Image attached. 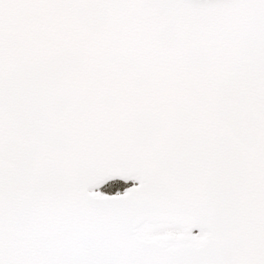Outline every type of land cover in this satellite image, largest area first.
I'll return each mask as SVG.
<instances>
[{
    "label": "snow or ice",
    "instance_id": "1",
    "mask_svg": "<svg viewBox=\"0 0 264 264\" xmlns=\"http://www.w3.org/2000/svg\"><path fill=\"white\" fill-rule=\"evenodd\" d=\"M0 264H264V0H0Z\"/></svg>",
    "mask_w": 264,
    "mask_h": 264
}]
</instances>
